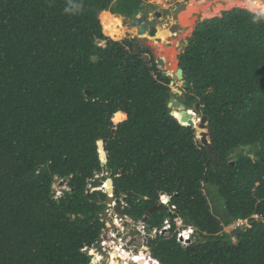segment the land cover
I'll return each mask as SVG.
<instances>
[{
	"label": "trees",
	"instance_id": "trees-1",
	"mask_svg": "<svg viewBox=\"0 0 264 264\" xmlns=\"http://www.w3.org/2000/svg\"><path fill=\"white\" fill-rule=\"evenodd\" d=\"M153 8L0 0V264H90L83 251L105 229L108 196L135 222L167 198L174 207L149 216L152 258L138 264H264V15L234 8L202 21L178 57L179 104L208 122L202 144L169 109L173 79L151 49L107 32ZM177 219L196 232L189 245L177 241ZM238 222L252 225L234 242L224 228Z\"/></svg>",
	"mask_w": 264,
	"mask_h": 264
},
{
	"label": "rangeland",
	"instance_id": "rangeland-1",
	"mask_svg": "<svg viewBox=\"0 0 264 264\" xmlns=\"http://www.w3.org/2000/svg\"><path fill=\"white\" fill-rule=\"evenodd\" d=\"M259 1H261L260 5H256L254 3L255 2L254 0H192L189 2H182V0H148V4L153 5L155 7L153 8L154 11L148 14L149 19H154V13L156 12H159L165 16L164 18H160L158 20L156 19V22H157V29L159 31L168 32L170 35L173 36L172 38L162 40V41L170 40L169 42L170 44L167 46L164 44L158 47L159 44H157L156 42L154 43L152 39H149L148 40L149 43H146L145 40L148 38L143 39L142 37H137L136 33L132 34V32H134L135 30L131 27L132 20H122V27H120V24H116L112 26L113 28L115 27L114 28L115 30L117 28L118 33L117 31H114V30L112 33L111 27L108 29L107 32L110 36L118 39V40H113L115 42H120L126 39H136L138 40L139 45H142V46L146 45L149 49H151V52L155 59L162 58L163 60H165L166 63H168V61L171 60L169 58H173L172 59L173 62L177 63L178 54L181 48L186 46L187 40L191 38L194 28L199 21L202 22V21L214 18L218 16L219 14L221 15L222 12L229 11L234 8L247 10L254 14L260 13L264 15V13L261 10H256L255 8H253V7L264 6V0H259ZM150 10L151 9L147 11H150ZM186 11L189 12V16H187V18H185L184 21H182L180 18V15ZM108 15L114 16L110 13H106V16ZM139 16H142V15H139ZM122 29L126 33L122 37H120L122 35ZM142 59L145 62H147L148 57H142ZM180 87H181V84L179 82L177 83L176 81L175 87L172 89L171 92L174 93L175 90L179 89ZM182 96H183V92L181 93V97ZM62 185L63 184L61 183V181H57L53 186V189L56 192V198H59V195H60L59 193L64 189V187H61ZM205 193H206L207 200H208V203H209V206H210V209L213 215L222 221L224 218V213H223L222 203L218 199L217 192L213 189L206 188ZM168 202L169 201L167 199V204ZM115 214L116 212L115 210H113L108 215V218L114 221ZM239 224L241 228L249 226L247 222H238L234 225L225 227L224 232L231 236L232 232L236 228H238ZM177 228H180V227L177 226ZM235 237H232L234 242H235ZM118 244H121V243H118ZM112 251L115 252L114 255L111 254ZM95 253L96 252H94V250L91 252L92 259L90 261V264H93L95 259H97V263L101 260L99 255H96L97 253L96 254ZM113 256H115L114 257L115 259L113 258ZM118 256H119V252L116 253L115 249L113 250L110 249V252L106 256H104L105 258L104 264H114L115 262H118L119 264H123V262H121L120 260L121 258H119ZM109 258L110 260H108ZM98 264H103V263H101L100 261V263Z\"/></svg>",
	"mask_w": 264,
	"mask_h": 264
},
{
	"label": "built area",
	"instance_id": "built-area-1",
	"mask_svg": "<svg viewBox=\"0 0 264 264\" xmlns=\"http://www.w3.org/2000/svg\"><path fill=\"white\" fill-rule=\"evenodd\" d=\"M104 189L102 190L104 193L107 192L106 184L103 185ZM169 201V199H168ZM122 206H124V203H121V206H119L117 201H114V199L111 201V203H108L107 209L104 211V221H105V229L102 230V234L100 238L98 239L96 245L90 249L94 250L97 254H99L101 263L104 261L105 258L109 252L110 249H117L120 247L119 256L121 255H129L133 259H136L137 257H140V254L142 253L143 256H148L150 258L151 254L149 250L147 249V241L149 238L155 236L157 234V230L150 231V234H146L145 228L146 225L143 221L135 222L131 218H129L126 215L122 214ZM115 210V220H110L108 218V215L110 212ZM170 212L173 214L174 207L170 206L169 208ZM113 221V222H112ZM177 226H181V221L176 222ZM170 223L168 221L164 222V226L162 228V231L160 233H165L170 230ZM133 232H136V236L132 237L131 234ZM182 232H177V241L180 243H188L182 239ZM121 243V244H118ZM90 257V255H88ZM103 258V259H102ZM110 260V258L108 259ZM100 261L98 263H100ZM135 264H138L137 262H134ZM123 264H132L130 260H124Z\"/></svg>",
	"mask_w": 264,
	"mask_h": 264
},
{
	"label": "water",
	"instance_id": "water-1",
	"mask_svg": "<svg viewBox=\"0 0 264 264\" xmlns=\"http://www.w3.org/2000/svg\"><path fill=\"white\" fill-rule=\"evenodd\" d=\"M116 17H120V16H116ZM164 17L165 16L159 12L154 13V19H149L146 16H137L132 20L131 27L133 29H135L137 37L142 36L144 33H146L148 38H155V36L157 34L156 19L158 20V19L164 18ZM120 18L122 20H125L122 17H120ZM190 39H193V37L191 36ZM145 42L149 43L148 39H146ZM156 43L160 44L161 42L159 39H157ZM144 47H146V45H144ZM185 50H186V46L182 47L179 54H178V57L181 56L185 52ZM155 60H156L155 62H156L157 68L160 69L161 71H164L165 76L171 75L172 78L174 79L173 82L170 84L171 89H173L175 87L176 81H177V83L179 82L181 84V87L179 89H176L175 92L172 93L173 96H175V97H173L169 100V106H168L169 109L177 108L179 106L180 101L183 100L182 97L179 98V96H178V95H181L180 89H183L185 86V82L183 80V71L179 68V60L177 58L178 62L174 63L172 67L169 66L170 64L166 63L165 60H163L162 58H156ZM92 62H95L94 58L92 59ZM85 95L88 97L90 94L88 91H86ZM182 108L183 109L180 111V115H182L183 117L181 118L180 122H178V123L180 125H181V123H188V126H186V127H189L191 129H195L193 126V123L191 121V116L186 115V110H187L186 107L182 106ZM174 119H176V118H174ZM200 119H201V124L199 125V129L205 130V132L200 134V138H201L202 144H206L207 143L206 139L209 137L208 122H207L206 118H200ZM250 148L251 147H249V146L243 147V148H241V150H243L245 152V155H246L250 151ZM250 158L254 159L253 156H250ZM102 163H104V162H102ZM111 201H112V197H108V203L109 204L111 203ZM163 209H164V207L162 205H158V206H155L152 209H150L147 216L143 220L144 223L146 224L149 216H153L157 211H160ZM247 223L249 225L247 228H250L252 223L251 222H247ZM145 232H146V234H150L149 227L145 228ZM241 232H242V228L238 227L232 232L231 236L235 237L237 234H240ZM131 236L132 237L136 236V232H133L131 234ZM89 251H90V249L87 248L83 251V254L88 255ZM140 256L142 257L143 254L141 253ZM102 263L104 264V261Z\"/></svg>",
	"mask_w": 264,
	"mask_h": 264
},
{
	"label": "bare ground",
	"instance_id": "bare-ground-1",
	"mask_svg": "<svg viewBox=\"0 0 264 264\" xmlns=\"http://www.w3.org/2000/svg\"><path fill=\"white\" fill-rule=\"evenodd\" d=\"M255 2V4L256 5H260L261 4V1H259V0H254ZM217 13V12H216ZM187 16H189V12L188 11H186V12H184V13H182L181 15H180V18H181V20L182 21H184V19L185 18H187ZM115 28V27H114ZM113 27H111V31H112V33H113V30L114 31H117V33H118V30H117V28H116V30L114 29ZM161 30V29H160ZM170 32V31H169ZM122 33H123V35L126 33L123 29H122ZM144 34H146V33H144ZM147 35V34H146ZM142 37H143V35H142ZM173 36L172 35H170L168 32H161V31H159L158 29H157V34H156V36H155V39L157 40V39H159L160 41H162V40H164V39H169V38H172ZM144 38V37H143ZM169 59H171L170 61H168V63L170 64L169 66H173V58H169ZM182 104H179V106L176 108V110L179 112V116L180 117H183L182 115H180V111L183 109L182 108ZM186 115H190L191 116V118H193V119H195V122H194V124H193V126H194V128L197 130V131H199L200 133H202V132H204L205 130H202V129H199V125L201 124V117H199L193 110H191V109H187L186 110ZM175 118V117H174ZM177 120V119H176ZM110 187V184L109 183H107L106 184V189H108ZM116 250V253L117 252H119L120 251V247H118L117 249H115ZM114 251H112L111 252V254L112 255H114ZM96 254V253H95ZM96 255H99V254H96ZM115 255H117V254H115ZM115 256H113V258H114ZM119 258H121L120 260H121V262H123V260H130V262L132 263V264H134V262H136L137 261V263H139L141 260H142V258L144 257V256H140V257H137L136 259H133L132 257H130L129 255H121V256H118ZM112 259V258H111ZM115 259V258H114ZM120 262V263H121ZM114 264H119L118 262H115Z\"/></svg>",
	"mask_w": 264,
	"mask_h": 264
},
{
	"label": "clouds",
	"instance_id": "clouds-1",
	"mask_svg": "<svg viewBox=\"0 0 264 264\" xmlns=\"http://www.w3.org/2000/svg\"><path fill=\"white\" fill-rule=\"evenodd\" d=\"M182 2H184V0H182ZM77 8L79 7V5H77L76 6ZM66 11H67V9H66ZM140 15H142V16H146V17H148L147 15H143V14H140ZM139 16V15H138ZM125 19V18H124ZM126 20V19H125ZM201 22V21H200ZM200 22H198V23H200ZM197 23V24H198ZM196 24V25H197ZM173 79V78H172ZM174 80V79H173ZM104 189V187L102 186L101 188H99L98 190L99 191H101V190H103ZM109 189V188H108ZM107 189V190H108ZM107 193V192H106ZM108 197H112V196H108ZM168 199V198H167ZM167 199H165L163 202H162V206L164 207L165 205H168V207L170 208V205H169V202H168V204H167ZM112 200H113V197H112ZM167 207V206H166ZM166 207H164V208H166ZM179 219H177V220H175V224H176V222L178 221ZM144 222V221H143ZM182 223V222H181ZM146 227H148V226H146ZM238 227H241L240 226V224L238 225ZM177 232H182V233H184L183 235H182V239L184 240V241H186V242H188L187 244L185 243H181V244H183V245H189L193 240H194V238H195V235H196V232H195V230L194 229H192V228H190V227H187V228H185L184 226H183V224L180 226V229H178V231ZM180 243V242H179ZM88 256V255H87ZM91 257V256H90ZM92 258V257H91Z\"/></svg>",
	"mask_w": 264,
	"mask_h": 264
},
{
	"label": "snow or ice",
	"instance_id": "snow-or-ice-1",
	"mask_svg": "<svg viewBox=\"0 0 264 264\" xmlns=\"http://www.w3.org/2000/svg\"><path fill=\"white\" fill-rule=\"evenodd\" d=\"M162 199H164V197H162ZM183 235V234H182Z\"/></svg>",
	"mask_w": 264,
	"mask_h": 264
},
{
	"label": "crops",
	"instance_id": "crops-1",
	"mask_svg": "<svg viewBox=\"0 0 264 264\" xmlns=\"http://www.w3.org/2000/svg\"><path fill=\"white\" fill-rule=\"evenodd\" d=\"M219 15H220V14H219ZM219 15H218V16H219ZM218 16H216V17H218Z\"/></svg>",
	"mask_w": 264,
	"mask_h": 264
},
{
	"label": "flooded vegetation",
	"instance_id": "flooded-vegetation-1",
	"mask_svg": "<svg viewBox=\"0 0 264 264\" xmlns=\"http://www.w3.org/2000/svg\"><path fill=\"white\" fill-rule=\"evenodd\" d=\"M148 16V15H147Z\"/></svg>",
	"mask_w": 264,
	"mask_h": 264
}]
</instances>
